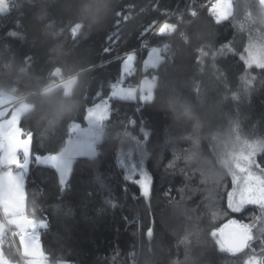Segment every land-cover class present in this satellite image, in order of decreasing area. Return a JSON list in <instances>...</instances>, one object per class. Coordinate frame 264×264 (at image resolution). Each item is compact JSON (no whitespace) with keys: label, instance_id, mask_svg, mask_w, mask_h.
Instances as JSON below:
<instances>
[{"label":"trees","instance_id":"trees-1","mask_svg":"<svg viewBox=\"0 0 264 264\" xmlns=\"http://www.w3.org/2000/svg\"><path fill=\"white\" fill-rule=\"evenodd\" d=\"M8 1L10 12L0 18V90L28 96L33 110L20 126L33 133V156L62 152L70 125L86 126V109L109 95L125 53L137 49L139 58L124 84L157 78L153 99L139 100V111L135 101H110L115 111L104 123L98 154L77 157L67 190L61 191L54 170L31 165L27 214L37 221L47 217L40 241L49 264H132L133 252L140 253L138 264H225L229 258L217 251L212 231L233 218L259 226L257 208L228 210L234 170L217 144L241 125L264 145V70H246L239 59L251 44L264 50L260 1L240 0L239 19L219 24L211 5L203 8L215 0ZM240 5L234 0L237 13ZM165 20L175 28L171 34L157 37L152 27L143 37L149 46L165 43L164 60L143 71L148 49L138 51L141 33ZM12 30L18 38L7 35ZM113 32L115 43L107 39ZM246 71L247 79L241 78ZM62 79L76 80L70 94L63 85L48 88ZM65 101H73V109L57 119ZM141 126L150 131L148 141ZM120 151L145 161L153 177L148 197L125 181ZM256 159L264 166V153ZM4 239L5 257L19 263Z\"/></svg>","mask_w":264,"mask_h":264},{"label":"snow or ice","instance_id":"snow-or-ice-1","mask_svg":"<svg viewBox=\"0 0 264 264\" xmlns=\"http://www.w3.org/2000/svg\"><path fill=\"white\" fill-rule=\"evenodd\" d=\"M238 3L240 5V0ZM260 3L264 5V0H260ZM209 13L219 24L229 19L238 20L242 14V9L240 5V12L235 11L234 0H215L209 7ZM164 14H167V10ZM189 14L196 15V11L190 10ZM5 15L6 13L0 10V17ZM119 15L120 13L117 14V16ZM169 26L168 20L159 24L154 21L150 28L141 33L140 47L148 48L147 59L144 61L145 69L154 68L159 63L164 46H149L148 41L144 40L143 37L148 34L152 27L155 28L153 35L163 37L165 32L159 29ZM241 26L243 25L241 24ZM7 35L12 38L19 37L16 30L8 32ZM107 39L115 43L119 39L118 32L111 33ZM104 51L107 53L111 51V48L105 47ZM136 56L137 49L125 53L122 58L121 75L116 81L110 83L109 95L86 109V126H81L76 122L70 125L66 142L70 141L73 136L77 137L78 151L69 157H65L60 151L33 156L31 152L33 133L20 126V113L6 107L5 103L0 100V216L9 218V222L16 225L21 246L25 255L29 257L28 264H49V254L44 251L39 231L48 229L47 217H41L37 221L27 214L25 183L31 165L35 163L37 166L54 170L61 191L67 190L77 156L85 151H93L92 130L95 123L105 118L110 119L115 111L110 101L113 99L135 101L137 99L138 89L124 85L125 77L132 72ZM239 59L246 70L253 66L264 70V60L252 53H247V56L242 53L239 55ZM248 74L246 71L241 78L247 79ZM255 80L256 76H251L250 83ZM150 92V79L145 78L139 86V100L148 103ZM96 95L97 98L101 96L99 92ZM234 101L237 100L234 99ZM137 110L139 111V109ZM129 123L135 125L136 121L133 118L129 120ZM140 131L143 134V140L148 141L150 131L143 126H141ZM245 148L246 151H241L239 154L231 174L232 189L227 195V208L232 213H241L248 206L257 208L259 226L255 223L241 222L233 218L212 231L211 235L217 251L229 258L225 264H264V166H261L256 159L257 154L264 153V150L259 147L258 143L251 141L245 142ZM117 164L124 170L125 181L137 185L142 196L146 188L150 191L153 177L146 170L145 161L142 158L135 159L133 154L120 151L117 154ZM57 264H66V262L60 260Z\"/></svg>","mask_w":264,"mask_h":264},{"label":"rangeland","instance_id":"rangeland-1","mask_svg":"<svg viewBox=\"0 0 264 264\" xmlns=\"http://www.w3.org/2000/svg\"><path fill=\"white\" fill-rule=\"evenodd\" d=\"M262 6L264 7V5H262ZM174 29H175L174 26L172 24H170L169 27L163 28L162 32H165V34H168V33L171 34L174 31ZM162 53H163V49H162ZM247 53H252L254 56H258L259 58L264 60V50L257 48L255 45L251 44L249 46V48H248ZM147 54H148V52H147ZM147 54L142 59V62H141V66H142L143 71H147L148 69H153V68L145 69V67H144V61L147 59ZM138 58L139 57L137 55L136 56V61L133 64L132 72H131V74L127 75L125 77V79L128 76L136 74V72H137V65L136 64H137ZM163 60H164V56L162 54L159 63H157L154 68H157L162 63ZM125 79H124V81H125ZM148 79H150V84H151L150 95H151V97H153V94H154L153 90L155 88V85H156V82H157V78L153 77V78H148ZM75 84H76V80L75 79H70L65 85H63V87L65 88L66 92L68 94H70L72 92V89L75 86ZM124 85L125 86H133V87H136L138 89L137 90V99L135 100V102H137L138 99H139V95H140V93H139V86L140 85L139 86H134L132 84H124ZM57 87L58 86H56V87H54V88H52L50 90L54 91L55 88H57ZM152 99L153 98H151V100ZM0 100H2L5 103L6 107H10L13 110L19 112L20 113V118H22L23 115H25L28 112L33 110V106L31 105V103L26 102V101L18 102L17 101V97L14 94H12L11 92H8V91L0 90ZM149 101H150V99H149ZM106 119L107 118L96 122L95 126H94V128L92 130V147H93V151L92 152L85 151L82 154L78 155L77 157L93 158V157H95L98 154L97 146L102 140V137H103V134H104V123H105ZM240 128H241V125H239L238 127L236 126L233 130L228 131L226 134H223L220 137L221 138L219 140L220 142H218V144H217V146L222 151L221 155H222L223 161L227 165H229L231 168H233V170H234V165L236 164V162H237V160L239 158V154L241 153V151H246V148H245V142L246 141H251L253 143H258L259 147L261 148V144L259 142L251 139ZM216 140H218V139H216ZM77 151H78V139H77V137L73 136L71 138V140L67 142V145L64 148V150L62 151V154L65 157H69V156H72V155L76 154ZM257 171H258V169H257ZM25 185H26V183H25ZM25 194H26V188H25ZM144 195L147 196V197L150 195V191L147 188L144 190ZM8 225L16 227V225H14V224L9 222V218L4 217V216H2V217L0 216V249H2V245H1L2 235H3V233H5V237H6V228H7ZM39 231H40V239H41V230H39ZM20 242H21V239H20ZM27 264H28V261H27ZM55 264H57V263H55ZM66 264H73V263L66 262Z\"/></svg>","mask_w":264,"mask_h":264},{"label":"built area","instance_id":"built-area-1","mask_svg":"<svg viewBox=\"0 0 264 264\" xmlns=\"http://www.w3.org/2000/svg\"><path fill=\"white\" fill-rule=\"evenodd\" d=\"M211 3H214V2H208V3H206L203 8H206V7L210 6ZM179 20H180L181 23H183V18H180ZM164 44L165 43H162L161 45H164ZM147 49L148 48H140L138 51L141 52V53H143ZM59 84H60V82L59 83H56V84H52L48 88L49 89H52V88L58 86ZM10 92L17 97V101L18 102H23V101H25L28 98L27 95H23V94L18 95V94H15V90L14 89H12ZM141 106L142 105H141V103H140V101L138 99L137 105H136L135 109H139V108H141ZM6 239L12 245V247L14 248V250L20 256V262L18 264H27V260L21 254V250H20V246H19V243H20V235H19L18 229L17 228H13V227H11V226L8 225L7 228H6ZM139 256H140V253L139 252L138 253L133 252L131 254V258L130 259H131L132 264H138L139 263V260H138Z\"/></svg>","mask_w":264,"mask_h":264},{"label":"crops","instance_id":"crops-1","mask_svg":"<svg viewBox=\"0 0 264 264\" xmlns=\"http://www.w3.org/2000/svg\"><path fill=\"white\" fill-rule=\"evenodd\" d=\"M161 31H162V30H161ZM168 34H169V33H168ZM68 81H69L68 79H62V80L59 81V82H60L59 85H65ZM59 82H58V83H59ZM59 85H58V86H59ZM139 85H140V84H137V85H134V86H139ZM156 85H157V82H156ZM156 85H155V87H156ZM154 89H155V88H154ZM153 93H154V90H153ZM151 98H153V97H151V95H150V96H149L150 101H151ZM148 102H149V101H148ZM144 103H145V102H144ZM1 217H2V216H1ZM11 227H13V228H17V227H15V226H11ZM4 237H5V233H3L2 238H1V245H2V247H3L4 240H5ZM20 248H21V253H22L23 257H24L27 261H29V257L25 255L24 250H23V248H22V246H21V242H20ZM2 250H3V249H0V264H18V263H13V262H11L8 258H6Z\"/></svg>","mask_w":264,"mask_h":264},{"label":"clouds","instance_id":"clouds-1","mask_svg":"<svg viewBox=\"0 0 264 264\" xmlns=\"http://www.w3.org/2000/svg\"><path fill=\"white\" fill-rule=\"evenodd\" d=\"M68 93L66 92V95ZM73 106H74V102L73 101H65L63 103V107H62V110L61 111H58L55 115H56V118L59 119L60 117H62L63 115L65 114H68L69 112L72 111L73 109ZM261 149L264 150V145L261 146Z\"/></svg>","mask_w":264,"mask_h":264},{"label":"water","instance_id":"water-1","mask_svg":"<svg viewBox=\"0 0 264 264\" xmlns=\"http://www.w3.org/2000/svg\"><path fill=\"white\" fill-rule=\"evenodd\" d=\"M0 10H3L6 13V15L3 17L8 16L10 12V5L8 0H0Z\"/></svg>","mask_w":264,"mask_h":264}]
</instances>
